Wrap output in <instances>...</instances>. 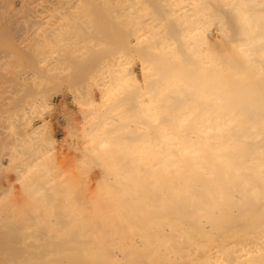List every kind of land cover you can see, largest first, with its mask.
Masks as SVG:
<instances>
[{
  "label": "bare ground",
  "instance_id": "6f19581e",
  "mask_svg": "<svg viewBox=\"0 0 264 264\" xmlns=\"http://www.w3.org/2000/svg\"><path fill=\"white\" fill-rule=\"evenodd\" d=\"M12 4L0 85L40 94L20 110L0 88L23 128L0 156V264H264V0ZM62 75L67 148L41 120Z\"/></svg>",
  "mask_w": 264,
  "mask_h": 264
},
{
  "label": "rangeland",
  "instance_id": "374dc122",
  "mask_svg": "<svg viewBox=\"0 0 264 264\" xmlns=\"http://www.w3.org/2000/svg\"><path fill=\"white\" fill-rule=\"evenodd\" d=\"M12 2H13V4H12L11 8H10V7H9V8H6V9L4 8V10H13L12 7H13V6H16V4H17L18 6H17V8L14 9V10H17V12H18V10H19V12H20V10L22 11V10H25V9H26L25 7H23V8H18V7L21 6V3H20V6H19V2H21V0H12ZM14 4H15V5H14ZM22 6H23V5H22ZM22 6H21V7H22ZM2 10H3V9H2ZM51 11H52V10H51ZM56 12H57V11H52V13L50 12V14H52V15L55 17V18L52 17V18L50 19L51 22H53V20H54L56 23L59 22V16H58V15L61 16V14H59V12L56 14ZM57 18H58V19H57ZM61 19H62V17H61ZM61 21H62V20H61ZM61 21H60V22H61ZM63 21H65V19H63ZM107 21H108V20H107ZM63 23H64V22H63ZM31 27H32V30H31V29H30V30L33 31V32H35V30H34V29H35L34 26H29L28 28H31ZM27 30H28V31H27ZM30 30H29V29H25L26 34H25V31L23 32V35L26 36V37H25V36H24V37L27 38V39H28V37H29V39H30V38H31L30 36H32V37L34 36V33L29 32ZM23 35H22V37L20 38V40L18 39V41H16V42H19V41H20V42H21V41L24 42L25 40H27V39H25V38L23 37ZM27 36H28V37H27ZM23 38H24L25 40H23ZM29 39H28V40H29ZM25 42H26V41H25ZM15 61H16V60H15ZM15 61H14V63H15ZM17 61L19 62V60H17ZM10 62H11V61H10ZM12 62H13V61H12ZM14 63H13V64H14ZM53 63H54V62H53ZM16 64L18 65L17 62H16ZM16 64H15V65H16ZM59 64H62V63H59ZM64 64H65V63H64ZM62 65H63V64H62ZM13 68H16V66H15V67L12 66V68H10V70H12ZM16 69H17V68H16ZM16 69H15V70H16ZM66 69H67V68H66ZM8 71H9V70H8ZM67 71L69 72V70H67ZM10 72H11V71H10ZM12 72H13V71H12ZM50 72H53V71H50ZM63 72H65V71H63ZM69 73H70V72H69ZM10 74H11V73H10ZM51 74H52V73H51ZM51 74H50V75H51ZM53 74H55V72H54ZM53 74H52V76H53ZM61 74H62V73H60V75H61ZM63 74H64V73H63ZM73 74H74V72L72 73V77L70 76L71 79H73V77L75 76V75L73 76ZM66 75H67V74H65V76H66ZM57 76H58V75H57ZM62 76H63L62 79H59V77L56 78V80L58 79V80L60 81L58 84L61 85V86H59V85L57 84L58 81H57V82L55 81V83L50 84V86L48 85L49 90H52V91L49 92V90L46 89V90H47L46 92L50 93V94H49L50 97L47 95L48 93H46V102L49 101L47 104H49V106L52 104V105H51L52 107H50V108L47 107V108L44 109V111H43L44 114H42V115H43L42 117H43L44 119L42 118L41 120H42V123H43V122H50L49 120L52 121L51 123H52L53 128H54L55 139L58 141V143L60 144V146L64 145V147L67 148V147H68L67 145H68V144H71V143L69 142V140H70V141H74V143H75V141H77L76 137L79 136V134H78V132H76V131H77V129H75L76 127H73L74 129H72V130H75V131H74V134H76L77 136H76V137H75V136L73 137V135H72V138H70L71 136L68 135L69 133H68V131L66 130V129H67L66 127H67V125H68L69 123H70L71 125H73L74 122L79 121V120L81 121V118H78V119L76 118L77 115H78V117H80V113L77 112L78 109L75 108V107H76V104H74L73 101H71V100L68 99L69 101H68V100L66 101L65 106H63L64 104L62 105L61 100H62L63 92L66 93V95H67V93L69 92V90H70V91H75V89H76L75 86L72 87V83L74 82L75 79H74L73 81L71 80V81L69 82L68 80L66 81V78H67V77L69 78V76H66L65 80H64V77H65V76H64V75H62ZM53 77H54V76H53ZM74 78H75V77H74ZM50 79H51V77H50ZM52 79H53V78H52ZM52 79L50 80V82H54ZM76 79H77V78H76ZM54 80H55V78H54ZM63 80H64V81H63ZM69 80H70V79H69ZM78 80L80 81V79H78ZM65 81H66V82H65ZM75 81H76V80H75ZM61 82H62V83H61ZM76 83H77V82H76ZM78 83H79V82H78ZM78 83H77V84H78ZM56 84H57V85H56ZM74 84H75V83H74ZM46 86H47V85H45L44 87H45V88H48V87H46ZM56 86H57V87H56ZM53 87H54V89H50V88H53ZM69 87H70V89H69ZM77 87H80V86H77ZM0 88H3V89H5V90H9V91H11V92L13 91V90H11V88H7V87L4 86V85H0ZM6 88H7V89H6ZM66 88H67V89H66ZM80 88H81V87H80ZM80 88H79V89H80ZM68 89H69V90H68ZM67 90H68V91H67ZM44 91H45V90H44ZM33 92H35V91H34L32 88H31V89H28V99H29V96H30V97H34L33 99H34V101H35V98H36L37 95L40 94V93H39V92H37V93H36V92L33 93ZM42 92H43V90H41V94H42ZM53 92H54V93H53ZM8 93H9V92H8ZM5 94H6L5 97H6L7 95H9V94H10V97H12L11 95L13 94V92H12V93H9V94L5 93ZM19 94H20V93H18V95L16 94V97H15V94H13L14 97L9 98L10 101L13 100V98H15L14 103H15L16 101L19 100V103L22 104L23 102L20 101V99L22 98V96H20V95H21V94L24 95V93L22 92L20 95H19ZM33 94H35V96H33ZM51 94H52V95H51ZM17 96H19L20 98H17ZM7 97H8V96H7ZM23 97H24V96H23ZM51 97H52V98H51ZM54 97H55V100H53ZM3 99L6 100V101H9V100H7V98H6V99L3 98ZM22 99H23L22 101H24L25 99L28 100V99H27V96L25 97V99H24V98H22ZM26 100H25V103H26V104H22L23 107H24L25 105H27V104L30 103V102L27 103ZM31 100H32V98H31ZM28 101H29V100H28ZM32 101H33V100H32ZM71 102H72V104H71ZM11 103L14 104L13 102H11ZM11 103H9V104L6 103V104L10 105ZM16 103H17L19 106H21V109H20V110H23V109H22V105H20L18 102H16ZM60 103H61V104H60ZM12 104H11V106H8V105H7V106H8L9 108H10V107L13 108V105H12ZM32 104H33V102H32ZM47 104H46V106H47ZM54 104H55V105H54ZM68 104H69V105H68ZM18 105H17V107H16V105H15L14 108H13V109H15L16 112H15L13 109L10 110V111H8V110H9V109H8V110H6V113H8V112L11 113V111H13V112L15 113V116H16V114L18 113L17 111H19L18 109L20 108ZM3 106H4V107H3ZM7 106H6V105H0V107H1V108H0L1 111L3 110V108H4V110H5V109L7 108ZM32 106H34V104H33ZM66 106L69 108V109H68V113H67V107H66ZM77 106H78V105H77ZM26 107H27V106H26ZM26 107H24V108H26ZM30 107H31V104H30V106L27 107V108L30 109ZM53 107H54V108H53ZM61 107H63V109H62ZM10 109H11V108H10ZM16 109H17V110H16ZM64 109H65V110H64ZM24 110H27V109H24ZM61 110H62V111H61ZM63 110H64L67 114H69V115H71V116L74 114V115L72 116L73 120H71L72 118H71L69 115H68V116L65 115L66 113H64ZM76 110H77V111H76ZM7 111H8V112H7ZM49 111H50V115L47 114V113H49ZM51 111H52V112H51ZM69 111H70V112H69ZM61 112H62V113H61ZM76 112H77V114H76ZM6 113L3 112V111L0 113V118H1V119H0V126H1V125H4V126H1V128H3V131H2V129L0 128V136H1V137H0V141L3 139L2 135H3L4 133H5L4 135L6 136V137H5V136L3 135L4 138L6 139V141H5V142H4V141H1V142H0V152H1V153H0V156L3 155V156H5L4 158H6V154H7V153L9 154V153L11 152L10 154H13V151H14L13 146H14V142H15L14 139L17 138V137H16L17 135L15 136V134H17V133L20 131V128L23 130L22 126H19V129H18L19 131L16 129L17 125H16V127H15V125H14L15 129H14V127L8 126L10 122H6V121H5V120L9 121V120L7 119L8 117L4 120L5 116H3V115H6ZM21 113H22V111H21V112L19 111V113H18L17 115H19V114H21ZM60 113H61L62 115H63V114H64V115L61 116ZM78 113H79V114H78ZM11 114H13V113H11ZM1 115H2V116H1ZM48 115L50 116V118H48L49 120H46L47 117H49ZM7 116H8V114H7ZM15 116H13V115H12V117H11V115L9 116V118L11 119L10 121L12 122V123H10V125H11V124H14V123H15V124L17 123V121H16V118H17V117L15 118V120H13V121H15L14 123H13V121H12V118L15 117ZM3 117H4V118H3ZM52 117H53V118H52ZM54 118H55V119H54ZM13 119H14V118H13ZM75 119H76V121H75ZM3 120H4V123H2ZM1 121H2V122H1ZM57 121H58V122H57ZM68 121H69V122H68ZM71 121H72V123H71ZM80 121H79V122H76L77 125H78V123H80ZM65 122H66V123L68 122V123L64 126V123H65ZM5 123H6V125H5ZM17 124H18V125H21V123H19V122H18ZM48 124H49V123H48ZM70 124H69V125H70ZM74 124H75V123H74ZM80 125H81V124H80ZM63 126H64V127H63ZM75 126H76V125H75ZM7 127H9V128L11 127V129H9V128H7ZM78 127H79V126H78ZM12 128H13V129H12ZM80 128H81V127L78 128V131L80 130ZM64 129H65L66 131H64ZM68 129H69V127H68ZM70 129H71V126H70ZM70 129H69V130H70ZM8 130H9V131H8ZM12 130H13V131L16 130V132H17V131H18V132L16 133V132H13ZM22 130H21V131H22ZM6 131H7V132H6ZM21 131H20V132H21ZM1 132H3V133H1ZM64 132H65V133H64ZM66 132H67L68 134H67ZM70 132H71V130H70ZM72 132H73V131H72ZM9 133H12V134L15 133V134H14V136H12V134H9ZM66 134H67V135H66ZM68 136H70V137H68ZM8 137H9V138H8ZM1 138H2V139H1ZM10 138H11V139H10ZM77 138H78V137H77ZM5 139H4V140H5ZM9 140H10V141H9ZM59 140H60V141L62 140V141L59 142ZM65 140H66V141H65ZM10 142H11L12 144H11ZM3 143H4L5 146L3 145ZM8 143H10V146H7L9 149L5 150V148H7L6 145H7ZM61 143H63V144L61 145ZM65 144H66V145H65ZM72 144H73V142H72ZM8 145H9V144H8ZM1 146H3V149H2ZM66 146H67V147H66ZM64 147H63V148H64ZM11 148L13 149V151H10ZM12 149H11V150H12ZM3 150H5L7 153H6L5 151L3 152ZM4 154H5V155H4ZM8 154H7V156H8ZM0 158H1V157H0ZM7 158H8V157H7ZM10 158H11V157H10ZM3 160H5V159H3ZM10 161H11V159H10ZM10 161H9V162H10ZM9 166H10V165H9ZM5 168H6V167H5ZM7 168H8V166H7ZM8 169H9V168H8ZM8 169H7V170H8Z\"/></svg>",
  "mask_w": 264,
  "mask_h": 264
}]
</instances>
